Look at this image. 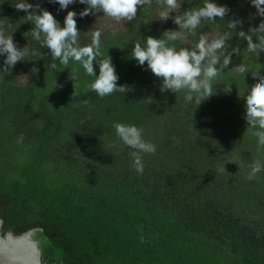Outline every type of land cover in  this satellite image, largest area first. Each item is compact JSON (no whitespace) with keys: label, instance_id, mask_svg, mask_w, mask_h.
I'll use <instances>...</instances> for the list:
<instances>
[{"label":"trees","instance_id":"16d2710c","mask_svg":"<svg viewBox=\"0 0 264 264\" xmlns=\"http://www.w3.org/2000/svg\"><path fill=\"white\" fill-rule=\"evenodd\" d=\"M33 2L62 25L67 11L83 8L60 12L46 0ZM216 2L230 10L225 21H241L246 34L259 27L261 21L249 20L256 16L249 0ZM15 3L0 0V25L14 32L19 47L38 48ZM202 4L191 0L182 10ZM154 7L155 0L138 9L136 21L123 22L126 31L112 27L101 38L119 83L134 84L135 93L98 98L86 89L92 78L82 69L76 88L69 78L76 66L50 73L42 48L43 60L30 57L0 77L2 233L35 229L47 264H264V174L249 181L247 167L229 162H264L245 123L247 97L258 83L253 77L264 76V56L243 60L246 45L234 37L233 47L242 52L230 67L245 62L250 72H226L215 85L217 95L197 109L185 108L182 95L160 93L157 78L130 59L138 35L159 37L173 28L154 21ZM90 17L77 19L81 45L90 43ZM223 28L220 22L201 31ZM32 67L39 69L35 75ZM28 69L26 81H15ZM55 80L62 87L54 89ZM117 122L142 126L144 138L157 145L155 155L144 156L142 175L132 167L131 149L110 147Z\"/></svg>","mask_w":264,"mask_h":264},{"label":"clouds","instance_id":"9594fccd","mask_svg":"<svg viewBox=\"0 0 264 264\" xmlns=\"http://www.w3.org/2000/svg\"><path fill=\"white\" fill-rule=\"evenodd\" d=\"M48 4L57 5L58 11L63 12L70 6L79 4L81 11H67L63 18V25L54 15L33 0H16L14 8L25 13L24 20L31 24L32 41L39 47H29L26 44L19 47L13 39V33L0 25V77L9 74L18 63H25L30 57L39 56L44 59L39 49H47L50 62L47 65L50 73L57 70H68L73 67L69 77L72 86L81 85L80 69L91 79L85 85L86 89L95 93L98 98H105L120 93L123 96L135 93L134 84L119 83L120 77L112 58L102 51V36L104 26H98L88 31L90 43L81 45V31L77 28V19L87 16H99L124 26L136 21L137 11L143 7H153V0H46ZM190 4L191 0H155L154 21L167 23L171 21L175 28L164 30L159 37L148 35L138 38L132 43L131 60L136 66L149 71L159 81L160 93L182 95L185 108H195L209 98L217 95L216 83L228 72L248 74L247 63L243 62L234 67L233 59L240 56L242 49L233 47L231 41L235 37L246 45L244 57H255L260 60L264 56V0H249L255 17L250 21L259 20V27H252L246 34L243 24L239 20L225 21L229 13L226 5L216 0H203L202 6L188 7L182 10V5ZM219 21V22H217ZM123 22H126L123 23ZM224 22V28L213 33L201 31L204 25L212 24L219 28ZM113 30L110 35L116 36ZM128 41H125L127 44ZM180 45V46H178ZM98 69V74H97ZM37 67L31 68L36 74ZM258 72V71H257ZM27 77L28 75H23ZM258 83L252 87L251 94L246 101V132L255 140L258 152L264 151V76H254ZM249 85V84H248ZM54 81V89L60 88ZM231 87H226L227 92ZM149 103L151 97L147 98ZM83 123V121L81 122ZM117 142L110 147L122 151L124 147L131 149L128 155L132 167L138 175L145 170L144 156L155 155L157 145L144 138V128L136 124L117 122L113 124ZM22 142V138L20 141ZM239 162V168L247 167L246 179L252 181L264 174V162L257 159L250 164H242L236 159L229 162ZM228 162V163H229ZM228 165V164H227ZM226 165V167H227ZM225 167L218 170V175H225Z\"/></svg>","mask_w":264,"mask_h":264},{"label":"water","instance_id":"95a60500","mask_svg":"<svg viewBox=\"0 0 264 264\" xmlns=\"http://www.w3.org/2000/svg\"><path fill=\"white\" fill-rule=\"evenodd\" d=\"M34 234L35 229L19 235L3 234L0 220V264H47Z\"/></svg>","mask_w":264,"mask_h":264},{"label":"rangeland","instance_id":"374dc122","mask_svg":"<svg viewBox=\"0 0 264 264\" xmlns=\"http://www.w3.org/2000/svg\"><path fill=\"white\" fill-rule=\"evenodd\" d=\"M57 20H58V18H57ZM88 20H91L92 21V28H96V27H98V26H101V25H103L104 26V30L105 29H109V28H114L116 31H119L120 30V25H115V22H112V26H111V23H107L106 21H104L103 19H99V16H98V14H97V16H91ZM59 21V20H58ZM60 22V21H59ZM61 23V22H60ZM164 25L167 27V26H171V27H173V28H175V25H173L172 23H171V21H168L167 23H164ZM163 25V26H164ZM61 26H62V23H61ZM90 27V28H91ZM30 72V69H28L27 71H25V72H22V73H20V74H16V75H14L13 77H14V79H15V81L17 80L18 82L19 81H21V82H23V81H26V79H27V77H25V76H23V75H28V73Z\"/></svg>","mask_w":264,"mask_h":264}]
</instances>
